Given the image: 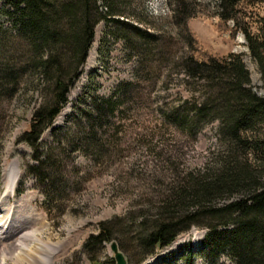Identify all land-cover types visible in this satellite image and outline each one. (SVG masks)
<instances>
[{"label": "rangeland", "instance_id": "1", "mask_svg": "<svg viewBox=\"0 0 264 264\" xmlns=\"http://www.w3.org/2000/svg\"><path fill=\"white\" fill-rule=\"evenodd\" d=\"M116 1L119 18L140 32L97 26L69 103L41 139V157L50 160L41 184L28 171L36 165L33 148L18 142L41 98L39 54L15 35L2 12L11 6L0 0V264H113L110 243L84 249L102 223L114 227L112 240L127 264H185L183 248L191 244L197 253L205 227L214 224L197 219L153 255L137 246L176 182L211 166L226 146L218 135L220 114H206L193 137L178 126L186 112L195 117L194 106L216 98L215 90L184 75L185 60L239 55L253 92L264 98V78L243 33L264 36V0L242 3L236 21L221 18L220 0ZM109 99L119 103L117 111L92 123L95 107ZM215 105L227 113L222 101ZM174 111L181 115L169 119ZM228 255L220 263L232 264ZM194 264L205 262L195 257Z\"/></svg>", "mask_w": 264, "mask_h": 264}, {"label": "trees", "instance_id": "2", "mask_svg": "<svg viewBox=\"0 0 264 264\" xmlns=\"http://www.w3.org/2000/svg\"><path fill=\"white\" fill-rule=\"evenodd\" d=\"M245 1L258 0H220L221 18L236 21L237 8ZM7 2L11 7L2 12L11 19L15 35L26 42L33 54H39L34 66L40 72L41 98L29 128L18 142L33 148L36 165L28 171L43 183L48 180L45 173L50 160L41 157V139L69 103V94L81 76L97 26L106 22L140 30L119 18L122 14L116 0ZM243 33L264 78V36L254 37L247 30ZM183 69L186 77L201 81L207 90H215L216 98L194 106L195 117L190 118L186 112L183 119L178 118V126L193 137L206 114H220L218 135L226 146L215 155L211 166L186 173L176 182L172 195L160 204L157 218L141 234L137 246L153 255L197 225V219L208 218L214 224L205 227L207 233L197 253L191 244L183 248L185 264H194L195 257H201L205 264H223L220 261L225 254H230L232 264H264V98L253 92L250 72L234 53L222 60L186 59ZM130 89L131 84L126 85L124 94ZM217 101L224 103L226 114L218 112L221 105H215ZM118 104L109 99L96 106L92 123L108 113L114 114ZM179 115L174 111L167 117L174 119ZM147 224L141 222L140 228ZM113 228L102 223L99 234L91 236L84 249L113 241Z\"/></svg>", "mask_w": 264, "mask_h": 264}, {"label": "water", "instance_id": "3", "mask_svg": "<svg viewBox=\"0 0 264 264\" xmlns=\"http://www.w3.org/2000/svg\"><path fill=\"white\" fill-rule=\"evenodd\" d=\"M110 248L114 254L113 258L115 259L116 264H127V259L116 241H113L110 244Z\"/></svg>", "mask_w": 264, "mask_h": 264}, {"label": "bare ground", "instance_id": "4", "mask_svg": "<svg viewBox=\"0 0 264 264\" xmlns=\"http://www.w3.org/2000/svg\"><path fill=\"white\" fill-rule=\"evenodd\" d=\"M15 184H16L15 182H14V183L12 182V186H11V189H12V190H14V188H15V187H14ZM0 237H1V234H0Z\"/></svg>", "mask_w": 264, "mask_h": 264}]
</instances>
